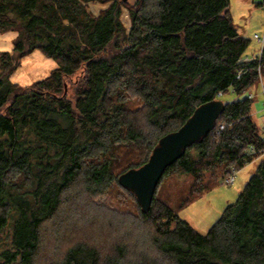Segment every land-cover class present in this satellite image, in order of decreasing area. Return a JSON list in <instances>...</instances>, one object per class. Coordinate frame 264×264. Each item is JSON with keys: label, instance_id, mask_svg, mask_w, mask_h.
Here are the masks:
<instances>
[{"label": "trees", "instance_id": "1", "mask_svg": "<svg viewBox=\"0 0 264 264\" xmlns=\"http://www.w3.org/2000/svg\"><path fill=\"white\" fill-rule=\"evenodd\" d=\"M88 2L108 5L94 15ZM228 7L229 0H0V33H15L12 52H0V243L8 223L11 230L0 264H264V130L245 94L264 89V45L245 54L250 40ZM35 49L58 66L28 85L8 81ZM218 92L234 97L203 140L165 169L141 212L117 176L142 165L161 136ZM256 158L206 233L179 217L231 167ZM178 174L192 182L174 206L162 185ZM112 187L133 208L98 217L96 200ZM51 240L66 246L48 250Z\"/></svg>", "mask_w": 264, "mask_h": 264}, {"label": "rangeland", "instance_id": "2", "mask_svg": "<svg viewBox=\"0 0 264 264\" xmlns=\"http://www.w3.org/2000/svg\"><path fill=\"white\" fill-rule=\"evenodd\" d=\"M259 2L261 0H229L228 10L235 27L240 34L250 40L245 50V54L247 55L255 53L260 48V44L254 39L253 35L257 34L258 36H262L264 33V6H259L257 4ZM107 5L108 3L88 2L87 8L92 14L96 15L101 9L107 7ZM120 17L124 27L129 30L130 24L126 9H123ZM14 36L15 33L12 31L0 33V52H12ZM57 66V59L47 57L40 50L35 49L20 59L19 64L10 75L8 81L28 85L34 81L43 79ZM245 94H252L253 117L260 127L263 126L264 93L262 87L256 84L249 88ZM219 97L222 101H229L234 96L230 92H226L219 95ZM137 106L138 102H135L131 107L135 108ZM260 159L256 158L244 167L235 170L231 184H225L220 179L218 184L212 189L196 197V199L186 206L178 209L177 213L179 217L187 220L199 233H206L211 225L220 217L226 204L235 201L239 191L253 173ZM191 182L192 178L190 176L181 174L168 176L162 186L163 189L165 188L164 192L170 196L169 203L175 206L181 200V197L189 191ZM158 188H160V184H158ZM117 189L116 187L109 188L104 195L97 198L96 201L99 205L94 210L98 217L110 216L114 213L113 210L123 212L133 208L129 197L124 200L125 195H120ZM119 200H124V207L118 205V203L120 204ZM10 231V225L8 223L2 234L4 240L1 242L2 244L0 243V249L8 244ZM57 242V240H51L48 250L52 246H55ZM58 244L60 250L66 246V243L64 247L60 242ZM146 254L151 256L155 255L151 254L149 249H147Z\"/></svg>", "mask_w": 264, "mask_h": 264}, {"label": "water", "instance_id": "3", "mask_svg": "<svg viewBox=\"0 0 264 264\" xmlns=\"http://www.w3.org/2000/svg\"><path fill=\"white\" fill-rule=\"evenodd\" d=\"M225 102L213 99L199 104L176 130L161 136L147 160L117 176L118 184L135 198L141 212L150 209L155 188L165 169L181 157L192 144L199 143L214 128Z\"/></svg>", "mask_w": 264, "mask_h": 264}, {"label": "built area", "instance_id": "4", "mask_svg": "<svg viewBox=\"0 0 264 264\" xmlns=\"http://www.w3.org/2000/svg\"><path fill=\"white\" fill-rule=\"evenodd\" d=\"M261 5H262V7L264 6V0H261ZM253 37L260 44V48L258 49V51L255 54H260L261 53L262 46L264 45V33L262 34V36H258L257 34H254ZM247 59H248V57L245 56L244 57V60H247ZM260 86L262 87V91L264 93V89H263L262 84H260ZM218 95H221V92H218ZM249 96L252 97V94H249ZM263 104H264V101H263ZM222 127L223 126L220 125V128H222ZM262 128L264 130V123H263ZM263 140H264V138H263ZM251 151L254 152V150H251ZM262 155H264V151H263ZM235 170H237V168H235V167H231L228 170V172L226 173V175L222 178L223 183H225V184H231L232 183L233 178H234V172H235Z\"/></svg>", "mask_w": 264, "mask_h": 264}, {"label": "crops", "instance_id": "5", "mask_svg": "<svg viewBox=\"0 0 264 264\" xmlns=\"http://www.w3.org/2000/svg\"><path fill=\"white\" fill-rule=\"evenodd\" d=\"M257 51H258V50H257ZM257 51H256V52H257ZM256 52H255V53H256ZM253 54H254V53H253ZM253 54H248V55H250V56H251V55H253Z\"/></svg>", "mask_w": 264, "mask_h": 264}]
</instances>
